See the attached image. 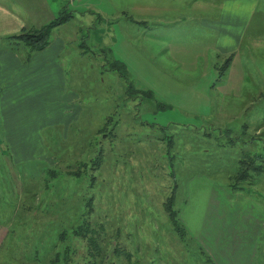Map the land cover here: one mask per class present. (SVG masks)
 Instances as JSON below:
<instances>
[{"label": "rangeland", "instance_id": "374dc122", "mask_svg": "<svg viewBox=\"0 0 264 264\" xmlns=\"http://www.w3.org/2000/svg\"><path fill=\"white\" fill-rule=\"evenodd\" d=\"M15 1L27 11L28 30L42 28L63 10L72 18L54 29L49 48L36 60L30 115L36 116L37 138L31 131L23 144L30 153H13L0 119V264H51L67 246L85 254L87 242L72 239L71 229L81 223L90 198L93 225L104 223L111 252L123 253L107 264H212L190 225L191 214L204 211L213 192L223 209L236 213L235 237L245 228L249 239L255 226L254 264H264V173L236 180L242 159L261 155L264 165L263 70L245 81L241 59L228 82L225 74L211 91L201 67L178 64L182 53L204 56L214 46L213 32L197 24L214 16L189 10V4L182 8V0H172L179 10L161 11V25L156 7L163 0ZM258 3L264 15V0ZM11 42L32 56L24 43ZM116 61L126 67L114 68ZM195 78L198 88L188 91ZM127 82L151 91L154 99H131ZM246 84L262 89L254 91L261 99L244 113ZM18 92L22 96L24 89ZM158 103L168 108L159 111ZM245 122L251 127L244 128ZM85 153L104 160L85 168ZM176 185L175 209L188 216L192 232L184 241L172 233L165 208ZM73 264L86 263L79 255Z\"/></svg>", "mask_w": 264, "mask_h": 264}, {"label": "crops", "instance_id": "0c3cea01", "mask_svg": "<svg viewBox=\"0 0 264 264\" xmlns=\"http://www.w3.org/2000/svg\"><path fill=\"white\" fill-rule=\"evenodd\" d=\"M182 1L184 2L182 8H186L189 4V10H195L202 15L208 10L214 16V18H201L197 23L205 31L208 32L209 29L213 32L214 46L204 56L199 53L192 55V58H190L188 52L182 53L183 61L178 62L182 67H194L196 71L198 67H201L202 70H199L203 74L201 78L209 76L206 90L210 89L212 91L217 75L216 67L224 64V61L229 57H232V60L226 72L225 82H228L232 70L236 72L238 61L241 59H244L241 62L245 68V81L251 75H256L258 69H262L264 74V15L258 12L259 0ZM163 2H158L156 7L158 10V23L165 18L162 16L161 11L180 9L177 2L172 0H163ZM10 3L13 5L12 7L19 5L20 9L11 8ZM144 8L150 9L151 7L147 5ZM24 11L27 12L15 0H0L1 42H11L12 40H9L8 37L30 29V19L24 14ZM232 15L234 16L231 17ZM143 22L147 23L146 21ZM158 23H155V25ZM159 24L161 25V23ZM13 43L11 46L0 45V119L4 130L7 131L13 153L26 154L30 151L23 144L29 141L31 131H33L34 137L37 138V132L35 135L36 116L30 115V105L34 107V104H36V95L35 93L32 94L30 85L35 82L36 73L40 68L36 64V60L45 54L49 46L43 51L33 52L31 56L26 51L24 54L18 52L17 46H15L17 43ZM182 46L187 49L190 44L184 42ZM57 68L60 71L61 66L59 65ZM195 79L197 81L190 82L191 86L188 87V91L198 88L199 80ZM249 80H252V78ZM22 88L24 93L21 96L18 91ZM257 89H262V86L258 85L254 89L251 84H246L243 87L244 100L240 104L244 113L250 110L256 99H261L254 92ZM251 125L252 123L245 122L243 127L250 128ZM261 131L260 127L257 128L256 135L260 136ZM40 132L38 131L39 135H41ZM18 139H20V142ZM220 201V196L213 192L206 202L205 210L199 214H194V216L191 214L195 222L194 225H190L194 238L200 244L202 250L206 252L212 264H254L258 253L259 240V238L257 239L255 226L251 225L253 235L249 239H246L249 236L246 234L245 228H242L240 237H235L237 235H235L237 231L235 228L240 229V225L235 220L236 213L233 214L226 207L223 209ZM242 217L245 218L243 215ZM180 219L182 223L184 222L189 237L191 232L188 226L189 218L183 213L182 216L180 214ZM204 264H206L205 261Z\"/></svg>", "mask_w": 264, "mask_h": 264}, {"label": "trees", "instance_id": "16d2710c", "mask_svg": "<svg viewBox=\"0 0 264 264\" xmlns=\"http://www.w3.org/2000/svg\"><path fill=\"white\" fill-rule=\"evenodd\" d=\"M66 11V10H63ZM61 12V15L57 17L55 20L52 22L48 23L47 25L43 26L40 29H31V30H25L21 32L20 34L8 37L9 40H14L17 42L24 43L27 47L31 48V51L33 52H39L45 50L49 45H50V37L57 27L61 26L63 23L70 21L72 18V14L67 11V12ZM232 57H229L224 64L221 66L216 67L217 70V77L216 80L212 86L214 88L216 86V82H219L226 74V71L230 67ZM116 61L112 66L114 68L122 67L125 68L126 65L123 64L122 62L117 63ZM126 76V72L121 75ZM128 87L126 90V93L128 96H130L131 99L138 98L140 94L144 98H153L154 95L151 91L149 90H141L137 89L135 86H133L131 83L127 82ZM157 108L159 111H164L168 108L167 104L164 103H158ZM167 150L171 151L173 150V144H169L167 146ZM100 154V153H99ZM93 155V154H92ZM96 155V154H94ZM98 155V154H97ZM85 157H88V161H84L82 165L87 168L88 167V162H92L93 166H99L102 161L104 160V157H97L94 159V157H91V154L85 153ZM92 158V159H91ZM172 163V161H170ZM263 163V157L261 155H254L250 156L247 159H242L240 161L241 168L238 173V176L236 177V180L238 183L240 181H245L248 180V178H252L253 175L255 174L256 176L261 175L264 173V165ZM85 171V170H84ZM83 171V172H84ZM77 175V174H76ZM79 174L78 176H80ZM239 186V185H238ZM178 190L177 185L174 186V189L170 195V197L167 199L165 208L166 211L168 212V217L169 221L171 224V230L172 233L179 236L180 239L183 241L184 236L187 237V229L185 225L182 223L181 219L179 218L180 216V210L177 211L175 209V204H176V191ZM92 198L89 199L88 203L84 207L85 213L81 215V223L77 225L76 227L71 229V238L82 240L87 242L86 243V252L85 254H80L78 251L79 249L75 248L72 249L70 246H67V248L64 250H58L55 255L52 257L51 264H73L74 258L78 257L79 255L83 256V259L85 260L86 264H107V262L110 260V258L114 255L115 253L117 254V258L119 259L123 253L118 251V248L114 249L113 252H111L110 248L112 246V239L110 236L106 234L105 231V226L103 224L96 223L93 225V220L90 217L92 214ZM83 211V212H84ZM73 224L71 227L74 225V221L72 220ZM66 232H61V235L59 237V242L62 244L66 241ZM58 245V242L55 243L54 247ZM64 247V245H61ZM61 247V248H62ZM60 248V249H61ZM129 257L130 261V254L127 255ZM110 264V263H108ZM113 264V263H112Z\"/></svg>", "mask_w": 264, "mask_h": 264}]
</instances>
